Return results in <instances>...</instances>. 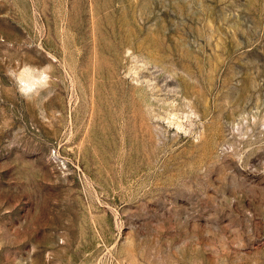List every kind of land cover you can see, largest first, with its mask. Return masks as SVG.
Listing matches in <instances>:
<instances>
[{
  "label": "rangeland",
  "instance_id": "rangeland-1",
  "mask_svg": "<svg viewBox=\"0 0 264 264\" xmlns=\"http://www.w3.org/2000/svg\"><path fill=\"white\" fill-rule=\"evenodd\" d=\"M0 264H264V0H0Z\"/></svg>",
  "mask_w": 264,
  "mask_h": 264
},
{
  "label": "bare ground",
  "instance_id": "bare-ground-1",
  "mask_svg": "<svg viewBox=\"0 0 264 264\" xmlns=\"http://www.w3.org/2000/svg\"><path fill=\"white\" fill-rule=\"evenodd\" d=\"M27 86H30V84H28Z\"/></svg>",
  "mask_w": 264,
  "mask_h": 264
}]
</instances>
